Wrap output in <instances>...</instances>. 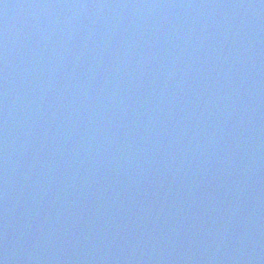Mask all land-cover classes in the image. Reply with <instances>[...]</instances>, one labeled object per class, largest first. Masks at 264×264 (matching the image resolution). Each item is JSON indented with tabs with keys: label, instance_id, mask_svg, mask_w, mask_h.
<instances>
[{
	"label": "water",
	"instance_id": "water-1",
	"mask_svg": "<svg viewBox=\"0 0 264 264\" xmlns=\"http://www.w3.org/2000/svg\"><path fill=\"white\" fill-rule=\"evenodd\" d=\"M98 1L0 0V115L18 94V84L25 77L23 71L29 69L28 64L20 68L18 57L19 48L24 38L30 34L34 38L37 34L38 39L35 41V46L42 47L43 43L48 41L46 38L49 35L56 34L55 39L58 38L57 36L64 35L62 32L64 22L60 21L56 24L58 30L62 32L60 34L51 23L53 17L60 20L65 17L69 19L73 16L75 9L78 11V8H88L87 12L77 14L86 19V15L91 11L92 4ZM115 1L119 0H102V4L107 10L108 6L117 8L114 4H106ZM125 1H128L130 14L128 13L125 17L121 14L110 13L113 17L117 16L114 20L116 19L121 23L120 27L125 41L126 36H129L128 38H132V40H142L143 44L140 51L130 50L128 53V55L137 58L134 64L129 63L131 57L126 60L127 65L136 66V72L129 78V81L125 80L129 86L124 85L125 98L120 99V101L131 99L126 94L130 92L129 87L137 89L134 86L135 84L142 85L140 73L146 74L145 80H149L150 75L152 81L160 85L164 94V96L158 95L159 99H163V101L156 115L160 119L156 120L155 124L162 123L167 126L162 127L158 132L161 140L156 137L149 138L148 131L141 132L140 130L144 127L136 129L133 125H130L126 127L127 130L138 134L134 136L137 138V142L141 138L146 143L148 137L147 145L149 146H152L154 141L163 146H170L171 151L166 150V153H169V156L172 157L170 159L181 158L178 163H186L185 157H182L191 151L201 159L197 164L198 166L205 164V166H199V168L195 167L199 179L206 176L209 183L216 184L217 176L223 174L227 183L237 186V192L241 198H244L245 195L254 191L256 185L264 180V159L257 165L253 163L254 160L263 157L258 150H264V137L261 134V129L264 132V99H261L264 97V0ZM96 16H99V14L96 13L94 18ZM125 24H130L129 28H126ZM156 28L158 29L156 30ZM152 33L153 35H151ZM154 36H157V38L155 39ZM231 40H238L240 43L232 44L230 43ZM75 46L77 47V44ZM124 47H126V44ZM155 47L161 53L160 55L158 52V57L153 54ZM149 49H152L149 53L157 58V62L158 59L160 60V63L153 70L149 68L148 62L142 61V54ZM120 50L117 48V51ZM50 51L51 47H48L41 55L44 56ZM42 56H40L39 61L45 62V58ZM219 65H221V68L217 70ZM91 79L95 84L100 85L102 83V77L100 76ZM108 82L109 84H119V88L106 86V89L114 91V97L111 98L118 99V91L122 88L123 82L116 78L114 74L111 75ZM50 83L49 80L47 84ZM54 85L59 87V81ZM45 86L46 84H44ZM90 90L92 91L89 92L92 93L95 92L93 90H98L95 93L98 97L106 95L105 92L99 90V87ZM122 92L123 89L120 93ZM150 97L153 98L151 92L149 93ZM260 99L262 105L259 104ZM154 101L156 103L157 98ZM131 103L135 105L134 100ZM182 103L185 107L196 105L197 111H193L192 108L189 111L182 109ZM212 104H215L216 108L213 109ZM207 106H209V109L206 112L207 118H205L203 117L204 110ZM120 113L123 117L127 113L132 115V118L137 115L130 103L123 104ZM118 116V114L115 115L116 118ZM128 119L125 118L123 123ZM244 120L247 121L242 123ZM187 124L190 128L186 126ZM254 124H258L259 130H252ZM207 129H210V131ZM223 129L237 132L238 141L234 142L236 139L228 138L227 132ZM170 133L171 136H169ZM253 133H255V136ZM245 139L251 141L255 145V149L249 142L250 150L246 151L248 155H236L237 150L239 153L245 151L244 147L239 144ZM203 144L209 146L208 152L205 149H199L201 146L203 147ZM147 145L145 144L146 147ZM53 146L55 148V144ZM235 146L236 150L234 149ZM215 151L214 155H209V152ZM159 152L162 154V151ZM38 155L36 154V156ZM42 157V159L39 158V161L37 160L39 168L43 167L44 164H50L48 167L52 168L57 163L54 161L55 159L47 162L49 154H43ZM123 165L124 167H120L115 163L110 165L104 172H89L90 176H95L102 181V184L99 180L94 181L98 185L101 184L100 195L102 197L112 199L113 195L129 196L134 199V202H128V204L133 206L135 210L161 211L165 212V216L168 214L166 211L175 210L176 207L180 209L189 208L183 211L198 217L199 223L212 228L217 227L216 229L222 231L226 237L234 241L232 246L227 248L230 251L226 252L227 255L233 256L236 247L241 245V248L245 249L250 258L249 264H258V257L252 253V249L258 253L260 247L251 248L252 243L250 240L264 238V228L259 232H248L240 228L226 227L230 225L212 219L203 209L204 207H199L187 197L185 188L182 187L186 185V178L174 176L181 180L182 186H178L171 177L173 175L168 173L163 175L161 171L154 169L160 165L169 172L172 171L171 163L166 162L164 156L156 163H152L148 159H136L132 163L124 160L121 162V166ZM20 167L26 168L27 166L22 164ZM70 171L73 172L71 169ZM248 173L249 175H246ZM102 174H105L108 178L103 177ZM47 175L51 176L52 174ZM243 177L252 179L242 183ZM125 179L131 183L129 188L133 186L131 190L121 187L120 193H110V183L115 184L116 180L125 182ZM125 183L127 184V181ZM91 185L93 186V184ZM137 187L140 188L138 192H133ZM64 190L69 194L63 195L66 197L65 200L68 201L72 195V185L65 184ZM181 190L184 191L181 192ZM216 190L221 191L222 188L218 187ZM229 192L234 193L233 190H229ZM44 195H47V193H44ZM123 199L125 201V197ZM239 200L240 198L237 196L235 202ZM109 201L108 206L114 208L117 197L114 199L113 206ZM254 203H258L260 207H248L250 210L246 216H250L258 222L254 217V210L259 211L260 215H264V191L259 194L256 193ZM98 207H103V205L98 204ZM128 210H131V207ZM113 211L119 212L117 208H114ZM193 223L196 227L195 222ZM244 223H246L245 219L241 220L238 226H242ZM224 226L226 228H223ZM135 227L154 235V249L151 254L142 256V259L135 260L133 264H171L165 257L155 255L164 254L169 250L167 242L161 241L157 234L158 231L167 232V228L161 229L163 228L161 220L148 216L146 220L135 221ZM125 230L123 228L122 231ZM152 248L149 239L136 244L138 252H149ZM23 250L24 248L20 246L16 248L17 252ZM126 250L128 255L123 258V261L130 260L135 256L131 248L128 247ZM115 253L117 254V252ZM205 254L207 255V253ZM91 256L100 259L105 257L103 251L98 248L92 251ZM197 256L205 259V256L195 252L191 255L188 264L197 263ZM235 260L236 263L248 264L236 256Z\"/></svg>",
	"mask_w": 264,
	"mask_h": 264
}]
</instances>
